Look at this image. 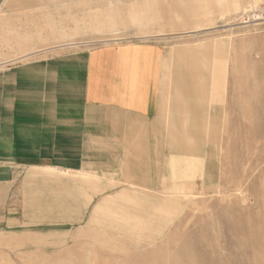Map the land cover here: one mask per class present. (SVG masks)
Returning a JSON list of instances; mask_svg holds the SVG:
<instances>
[{"label":"rangeland","instance_id":"obj_1","mask_svg":"<svg viewBox=\"0 0 264 264\" xmlns=\"http://www.w3.org/2000/svg\"><path fill=\"white\" fill-rule=\"evenodd\" d=\"M53 2L0 0V64L160 43L170 84L178 62L182 114L207 119L165 128L179 137L157 169L82 174L93 190L48 168L22 174L0 264H264V0Z\"/></svg>","mask_w":264,"mask_h":264},{"label":"crops","instance_id":"obj_2","mask_svg":"<svg viewBox=\"0 0 264 264\" xmlns=\"http://www.w3.org/2000/svg\"><path fill=\"white\" fill-rule=\"evenodd\" d=\"M32 53L18 57L20 62L0 64L6 65L0 68L2 225L5 200L22 174L48 168L93 190L101 184L82 181V174L133 176L157 169L165 160L164 145L179 137L178 130L166 133L165 128L207 119L201 110L182 114L178 62L172 57L176 65L170 84L165 78L169 55L160 43Z\"/></svg>","mask_w":264,"mask_h":264}]
</instances>
